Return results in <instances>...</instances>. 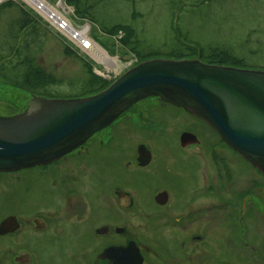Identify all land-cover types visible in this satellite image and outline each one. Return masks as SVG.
Wrapping results in <instances>:
<instances>
[{
    "label": "flooded vegetation",
    "instance_id": "flooded-vegetation-1",
    "mask_svg": "<svg viewBox=\"0 0 264 264\" xmlns=\"http://www.w3.org/2000/svg\"><path fill=\"white\" fill-rule=\"evenodd\" d=\"M179 113L200 128L167 138ZM185 132L195 140L182 144ZM20 175L39 196L13 195L17 209L0 224L16 217L18 226L0 238L31 240L28 250L0 245V264H116L100 257L110 248L127 264H264L262 172L205 120L159 97L49 164L0 172L1 182Z\"/></svg>",
    "mask_w": 264,
    "mask_h": 264
},
{
    "label": "rangeland",
    "instance_id": "rangeland-1",
    "mask_svg": "<svg viewBox=\"0 0 264 264\" xmlns=\"http://www.w3.org/2000/svg\"><path fill=\"white\" fill-rule=\"evenodd\" d=\"M9 1L13 2L12 6L2 8ZM40 2L48 9L42 10ZM82 7H91L92 19L89 21L78 18L74 8L63 0L0 2L2 41L7 39L10 26L21 17V8L41 19L40 37L29 53L36 66L50 72L59 81L56 87L60 89V96H80V83L88 76L87 65L112 84L127 70L138 65L142 55L149 51L169 50L177 43L184 46L191 42L206 49L225 48L244 60V65L235 67L264 71V0H82ZM55 12L60 18L66 17L73 29L85 32L84 35L103 50L107 58L82 49L81 40L74 39L73 33L68 31L65 35L59 31L57 19L51 18ZM117 24L130 25L136 30L141 44L135 53L122 42L126 38L124 32L114 36L103 33V27ZM158 58L172 59L164 54ZM30 100L29 94L13 89L0 79V116L24 111ZM179 118L178 131L170 123L168 126L172 133L167 138L172 139L183 129L199 130L200 124L185 113H179ZM185 124L191 128H186ZM36 191L37 184L30 182L26 175H20L15 185H8L5 179L1 182L0 178V221L17 209L12 206L14 196L22 203L24 198L38 197ZM12 240L0 238V245L10 246L13 251L17 248L28 250L26 244L31 239L26 238L20 246H15ZM11 257L7 255L4 261H10ZM42 260L47 261L43 255Z\"/></svg>",
    "mask_w": 264,
    "mask_h": 264
},
{
    "label": "water",
    "instance_id": "water-1",
    "mask_svg": "<svg viewBox=\"0 0 264 264\" xmlns=\"http://www.w3.org/2000/svg\"><path fill=\"white\" fill-rule=\"evenodd\" d=\"M183 107L205 120L264 176V71L208 64L199 58H154L127 70L102 92L79 98L32 96L27 108L0 116V172L49 164L110 126L135 103L150 98ZM183 133L181 143L192 142ZM17 218L0 233L17 229ZM118 248L100 257L127 264Z\"/></svg>",
    "mask_w": 264,
    "mask_h": 264
},
{
    "label": "trees",
    "instance_id": "trees-1",
    "mask_svg": "<svg viewBox=\"0 0 264 264\" xmlns=\"http://www.w3.org/2000/svg\"><path fill=\"white\" fill-rule=\"evenodd\" d=\"M68 6L74 8L75 15L82 19L89 21L90 8L82 7V0H63ZM13 2L9 1L2 6H12ZM21 17L13 23L7 33V39L2 41L0 39V79L11 86L13 89L17 88L30 97H46L49 99L55 98H79L88 97L102 92L107 89L111 81L104 79L97 75L91 65H87L88 76L80 83V96L68 97L60 96V89L56 86L59 81L56 80L52 74L45 72L39 66L34 64V58L29 53L32 45H36L37 39L40 37V23L41 19L32 15L28 10L21 8ZM92 14V13H91ZM102 31L108 36H114L119 32H124L126 38L123 39L128 50L137 51L140 47V39L137 36L136 30L130 25L117 24L110 27H103ZM178 32V30L176 29ZM177 37L179 35L177 33ZM190 41V40H189ZM161 54L166 55L172 59L185 58H200L203 62L208 64H215L221 66H241L244 65V60L235 56L230 50L225 48H203L197 44L192 45L191 42L187 45H179L178 43L166 51H149L141 56L144 62L150 59L158 58ZM139 64V63H138ZM61 84L63 81L60 80ZM17 111L13 114L22 112ZM12 115V114H11Z\"/></svg>",
    "mask_w": 264,
    "mask_h": 264
},
{
    "label": "built area",
    "instance_id": "built-area-1",
    "mask_svg": "<svg viewBox=\"0 0 264 264\" xmlns=\"http://www.w3.org/2000/svg\"><path fill=\"white\" fill-rule=\"evenodd\" d=\"M2 0H0V2H1ZM39 1V0H38ZM41 3V2H40ZM40 7H42V10H43V8L45 9V8H47L44 4H42L41 3V6ZM48 9V8H47ZM46 9V10H47ZM53 15L57 18V23L59 24L58 25V29H59V31H61L63 34H67V32L69 31L70 33H73V35H72V37L74 38V39H77V40H81V48L82 49H90V46H91V41L89 40V38L88 37H86L84 34H85V32L83 33V32H79V31H77L76 29H73L72 27H71V22H69V20L66 18V17H63L62 16V18H60V15H58V14H56V13H53ZM52 19H53V17H51ZM59 18V19H58ZM55 19V18H54ZM68 36V35H67ZM68 38H70L69 36H68ZM71 40V39H70Z\"/></svg>",
    "mask_w": 264,
    "mask_h": 264
},
{
    "label": "bare ground",
    "instance_id": "bare-ground-1",
    "mask_svg": "<svg viewBox=\"0 0 264 264\" xmlns=\"http://www.w3.org/2000/svg\"><path fill=\"white\" fill-rule=\"evenodd\" d=\"M32 1H37V0H32ZM45 9H47V8H45ZM45 9L43 8V10H45ZM51 17L56 18L53 15V13H52V16ZM89 50L92 51V52H94V53H96V54H98V55H100L101 57H104L105 59L107 58L106 53L103 50H101L97 45L93 44V42L91 43V46H90V49Z\"/></svg>",
    "mask_w": 264,
    "mask_h": 264
}]
</instances>
